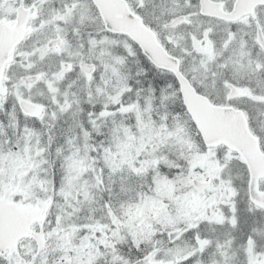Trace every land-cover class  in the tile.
<instances>
[{
	"label": "snow or ice",
	"instance_id": "snow-or-ice-1",
	"mask_svg": "<svg viewBox=\"0 0 264 264\" xmlns=\"http://www.w3.org/2000/svg\"><path fill=\"white\" fill-rule=\"evenodd\" d=\"M0 264H264V0H0Z\"/></svg>",
	"mask_w": 264,
	"mask_h": 264
}]
</instances>
